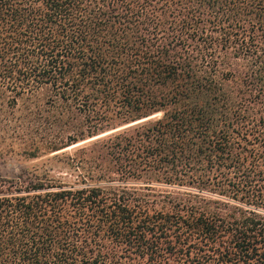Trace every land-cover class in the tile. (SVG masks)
Wrapping results in <instances>:
<instances>
[{
    "label": "trees",
    "instance_id": "obj_1",
    "mask_svg": "<svg viewBox=\"0 0 264 264\" xmlns=\"http://www.w3.org/2000/svg\"><path fill=\"white\" fill-rule=\"evenodd\" d=\"M0 125L88 142L0 174V264H264V0H0Z\"/></svg>",
    "mask_w": 264,
    "mask_h": 264
},
{
    "label": "rangeland",
    "instance_id": "obj_2",
    "mask_svg": "<svg viewBox=\"0 0 264 264\" xmlns=\"http://www.w3.org/2000/svg\"><path fill=\"white\" fill-rule=\"evenodd\" d=\"M1 126V125H0ZM5 134L0 128V152L6 153L7 155H0V174L3 176H14L18 174L21 170H32L37 169L42 171L47 168H53L51 174L53 176L62 177L68 182H72L73 176L70 175L72 170L68 169L62 161V156L74 154L75 151L82 145L87 143H79L71 147L62 149L58 152L53 153H41L36 157H30L28 155L22 154L15 148L12 151L8 147V141L3 140ZM2 156V157H1Z\"/></svg>",
    "mask_w": 264,
    "mask_h": 264
}]
</instances>
